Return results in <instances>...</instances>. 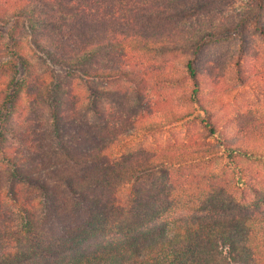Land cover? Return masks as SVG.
Masks as SVG:
<instances>
[{"label": "trees", "instance_id": "obj_1", "mask_svg": "<svg viewBox=\"0 0 264 264\" xmlns=\"http://www.w3.org/2000/svg\"><path fill=\"white\" fill-rule=\"evenodd\" d=\"M18 1L0 4V264H264V180L240 162L264 161V123L228 135L198 64L232 25L253 18L264 37V0ZM164 52L179 64L162 80L189 82L215 143L127 151L193 116L151 117L140 86L111 95L123 79L145 83L157 68L137 59ZM217 155L231 160L222 175L190 172Z\"/></svg>", "mask_w": 264, "mask_h": 264}, {"label": "rangeland", "instance_id": "obj_2", "mask_svg": "<svg viewBox=\"0 0 264 264\" xmlns=\"http://www.w3.org/2000/svg\"><path fill=\"white\" fill-rule=\"evenodd\" d=\"M252 1L222 0L214 5L225 8L235 5L234 8L242 10ZM17 2L19 1L0 0V4H4L5 9H9L12 3ZM244 23V28H241L243 22L232 25L231 35L228 34L226 38L204 47L198 61L200 84L202 89L204 88L203 100L211 106L213 118L227 122L230 127L228 135L233 134L234 137L239 136L242 129L256 131L258 126L264 123V37L256 30L253 18L244 21ZM261 25L264 26V12ZM2 27V30L6 32L9 26L2 25ZM177 57L175 53L164 52L161 55L151 54L145 58H139L137 59L138 63L144 61L143 65L139 64V69L146 66L144 69L148 70L149 65L152 64L157 68L156 72L146 78L145 83L143 77L142 82L139 80L128 82L123 79L119 85L115 83L108 85V88L113 91L111 95H116L122 100H126V97L131 98L134 95L133 90L140 86L141 91L143 89L141 95L144 100L143 105L153 109H151L153 118L162 109L174 110L177 113L193 110L192 117L169 126L164 132H157L152 136L141 135L132 139L125 150L150 149L157 152L161 150H190L211 146L215 143L213 138L207 137V129L204 128L202 122V120L208 119L207 112L185 99L186 93L189 91V82L180 80L171 83L162 80L164 72L173 75L174 71L178 70ZM169 59L170 64L165 66V61L168 62ZM101 64L103 66L105 60H102ZM238 65L241 66V70H238ZM128 68L135 70L136 67ZM122 84H124L126 95L115 89ZM91 85L95 89L101 87L98 81H92ZM213 104L215 105L212 107ZM19 118H13L11 123L18 126V131H22L23 126L19 123ZM230 161L226 156L217 155L213 160L206 161L197 168H191L190 172L193 176L222 175L229 167ZM240 162L256 178L264 180V161L243 159ZM252 196L248 194V199Z\"/></svg>", "mask_w": 264, "mask_h": 264}]
</instances>
